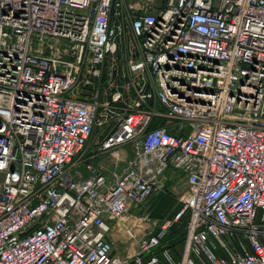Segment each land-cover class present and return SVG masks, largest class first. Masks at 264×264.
<instances>
[{
	"label": "built area",
	"instance_id": "1",
	"mask_svg": "<svg viewBox=\"0 0 264 264\" xmlns=\"http://www.w3.org/2000/svg\"><path fill=\"white\" fill-rule=\"evenodd\" d=\"M94 134L131 150L112 176L78 170ZM174 173L178 211L117 255ZM160 259L264 264V0H0V264Z\"/></svg>",
	"mask_w": 264,
	"mask_h": 264
},
{
	"label": "rangeland",
	"instance_id": "2",
	"mask_svg": "<svg viewBox=\"0 0 264 264\" xmlns=\"http://www.w3.org/2000/svg\"><path fill=\"white\" fill-rule=\"evenodd\" d=\"M95 136H97V134L93 135L92 139L90 140L91 143H93L94 140L97 141V139H94ZM92 149L93 148L90 147V148L87 149V153H86V151H84V153L82 154L83 159L84 158L85 159H84L83 162L79 163L78 170H81L83 172V175H87V171L85 169V163H88L89 161L94 163V164L101 163L103 166H105L108 169H112V167H114V160H113L112 157L103 156L102 154H101V156L99 155L97 157H88V156H90L89 153L92 151ZM128 153L131 155V150H130L129 147H128ZM86 158H88V159H86ZM119 167H122V166L120 165ZM175 176H176V174L174 173L173 176H171V178L166 183L164 190L163 191H159L158 193L154 194L142 206V211L149 212L150 213V217L153 220H155V222L153 220H151L150 223H146V224L143 223L142 224L143 227H140L138 229H137L136 226H134L133 228L136 227V229H137L136 233H138V235L142 234L144 231L149 229V227H156L154 232H159V230H160L159 225H161V223H163L164 221H167V220L171 219V217L170 218L166 217L164 219H160L152 212L154 207H155V204L157 203V201H159V198H161V196H167L169 198H172L174 200V202L176 203L177 207L180 208L181 203H180V200H179V196L186 189V183H185V181H184L182 176L178 175V177H176V179H175ZM121 221H128L127 224L129 226H132V224H134V222H133L134 220L131 219V217L128 218V219L127 218H122V219H119V220H117L115 222H121ZM169 226H168V228H169ZM168 228L165 231L164 236L167 234ZM111 238L114 240V252L117 255L124 256V255L131 254L133 252V249H134V246H135V243H134L135 240H133L131 238L130 233L128 231H126L125 229H123L122 227L121 228H114L113 227L112 232H111ZM160 240H161L160 241L161 248L165 247V245L163 243V236L161 237Z\"/></svg>",
	"mask_w": 264,
	"mask_h": 264
},
{
	"label": "trees",
	"instance_id": "3",
	"mask_svg": "<svg viewBox=\"0 0 264 264\" xmlns=\"http://www.w3.org/2000/svg\"><path fill=\"white\" fill-rule=\"evenodd\" d=\"M178 209L179 207H177L176 203L172 198H169L167 196H161V198H159V201H157V203L155 204V207L152 212L158 218L164 219L166 217L172 218ZM187 221L188 215L185 214L179 219V221L174 222L169 226L167 234L163 237V243L165 247L171 250L175 258H178L180 251L183 247ZM159 264L167 263L163 259H160Z\"/></svg>",
	"mask_w": 264,
	"mask_h": 264
},
{
	"label": "crops",
	"instance_id": "4",
	"mask_svg": "<svg viewBox=\"0 0 264 264\" xmlns=\"http://www.w3.org/2000/svg\"><path fill=\"white\" fill-rule=\"evenodd\" d=\"M95 143H96V140H94L93 141V143H91V142H89V145L87 144L84 148H83V151H82V153H84V151H86V153H87V149L88 148H90V147H93L94 145H95ZM85 153V154H86ZM89 155L90 156H88V157H97V156H101V154H94V151H93V149H92V151L89 153ZM103 156H109V157H112L113 158V160H114V167H112V169H108V168H106L105 166H103L101 163H99V164H94V163H92V162H88L90 165H92V166H94L96 169H99L100 171H103L106 175H108V176H112L114 173H117V172H119V170H120V168L121 167H119L120 165L121 166H123L125 163H126V161L128 160V158H129V156H130V154L128 153V147L127 146H123V147H121L118 151H117V153L116 154H112V153H109V152H105V153H103L102 154ZM123 157V158H122ZM85 159V158H84ZM86 159H88V158H86ZM177 174V173H176ZM127 219L128 218H130V217H126ZM151 220H153V219H150L149 221H144V222H141V221H133L134 222V226L135 225H137V224H139V226L137 225L136 227H137V229L138 228H140V227H143L142 226V224L143 223H150V221ZM154 222H155V220H153ZM127 222L128 221H121V222H114L113 223V227L114 228H123L124 229V226L123 225H125V226H127L128 224H127ZM140 222V223H139ZM148 228V227H147ZM156 228V227H155ZM136 229V230H137ZM136 230H135V233H136ZM154 231H155V229H154ZM156 233H160V230H159V232H156ZM164 234L165 233H163V237H164ZM136 235H138V233H136Z\"/></svg>",
	"mask_w": 264,
	"mask_h": 264
},
{
	"label": "water",
	"instance_id": "5",
	"mask_svg": "<svg viewBox=\"0 0 264 264\" xmlns=\"http://www.w3.org/2000/svg\"><path fill=\"white\" fill-rule=\"evenodd\" d=\"M94 173H96V171Z\"/></svg>",
	"mask_w": 264,
	"mask_h": 264
}]
</instances>
